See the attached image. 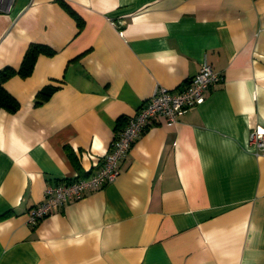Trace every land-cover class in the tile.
Segmentation results:
<instances>
[{
    "label": "crops",
    "instance_id": "1",
    "mask_svg": "<svg viewBox=\"0 0 264 264\" xmlns=\"http://www.w3.org/2000/svg\"><path fill=\"white\" fill-rule=\"evenodd\" d=\"M31 43L54 53L4 82L19 106L0 109V264H264V152L249 144L264 126V0H13L0 69ZM202 64L221 77L203 102L157 115L115 180L29 224L48 184L93 174L124 117Z\"/></svg>",
    "mask_w": 264,
    "mask_h": 264
},
{
    "label": "built area",
    "instance_id": "2",
    "mask_svg": "<svg viewBox=\"0 0 264 264\" xmlns=\"http://www.w3.org/2000/svg\"><path fill=\"white\" fill-rule=\"evenodd\" d=\"M13 0H0V11H8ZM218 71L209 64H202L199 71L188 80L183 88L171 91L158 87L119 132L113 136L107 151L101 157L98 169L87 177L75 176L72 179L48 184L40 202L27 213L29 224L56 213L68 201L81 199L86 192L101 188L115 180L119 174V163L127 155L134 139L149 126L157 115H162L171 124L184 109L193 108L205 99L206 90L220 79ZM250 142L255 153L264 152V126L256 125L250 134Z\"/></svg>",
    "mask_w": 264,
    "mask_h": 264
},
{
    "label": "trees",
    "instance_id": "3",
    "mask_svg": "<svg viewBox=\"0 0 264 264\" xmlns=\"http://www.w3.org/2000/svg\"><path fill=\"white\" fill-rule=\"evenodd\" d=\"M53 53L54 50L45 44L31 43L25 50L22 61L17 69L9 66L0 69V109H6L13 112L19 106L17 100L4 87V82L16 74L21 77L29 76L32 73L36 60L40 54L51 55ZM54 89L55 86L53 85H47L42 88L36 95L35 104H41L48 99ZM126 120L127 117H124V122H126ZM69 154L73 163H75L76 167L79 169L80 167L75 160L74 155L70 151Z\"/></svg>",
    "mask_w": 264,
    "mask_h": 264
},
{
    "label": "rangeland",
    "instance_id": "4",
    "mask_svg": "<svg viewBox=\"0 0 264 264\" xmlns=\"http://www.w3.org/2000/svg\"><path fill=\"white\" fill-rule=\"evenodd\" d=\"M186 84V83H185ZM252 132V131H251ZM251 134V133H250ZM250 144H252L251 142H250Z\"/></svg>",
    "mask_w": 264,
    "mask_h": 264
}]
</instances>
